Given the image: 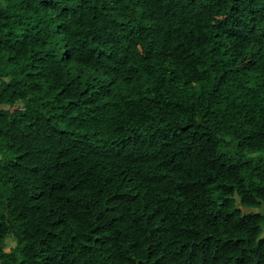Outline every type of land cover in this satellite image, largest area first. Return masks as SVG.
Returning <instances> with one entry per match:
<instances>
[{
    "label": "trees",
    "instance_id": "1",
    "mask_svg": "<svg viewBox=\"0 0 264 264\" xmlns=\"http://www.w3.org/2000/svg\"><path fill=\"white\" fill-rule=\"evenodd\" d=\"M264 0H0V264H264Z\"/></svg>",
    "mask_w": 264,
    "mask_h": 264
},
{
    "label": "rangeland",
    "instance_id": "2",
    "mask_svg": "<svg viewBox=\"0 0 264 264\" xmlns=\"http://www.w3.org/2000/svg\"><path fill=\"white\" fill-rule=\"evenodd\" d=\"M259 211H264V205L259 208Z\"/></svg>",
    "mask_w": 264,
    "mask_h": 264
}]
</instances>
